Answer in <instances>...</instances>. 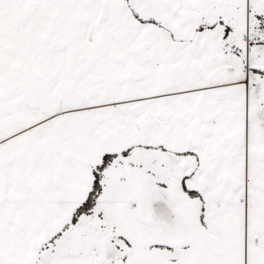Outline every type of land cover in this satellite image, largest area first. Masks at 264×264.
Masks as SVG:
<instances>
[{"label":"snow or ice","instance_id":"6c2138e0","mask_svg":"<svg viewBox=\"0 0 264 264\" xmlns=\"http://www.w3.org/2000/svg\"><path fill=\"white\" fill-rule=\"evenodd\" d=\"M0 264H264V0H0Z\"/></svg>","mask_w":264,"mask_h":264}]
</instances>
